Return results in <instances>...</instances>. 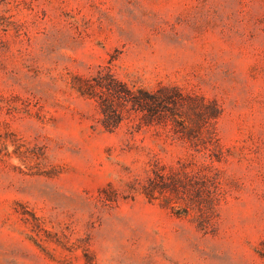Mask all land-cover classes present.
<instances>
[{
    "label": "rangeland",
    "instance_id": "1",
    "mask_svg": "<svg viewBox=\"0 0 264 264\" xmlns=\"http://www.w3.org/2000/svg\"><path fill=\"white\" fill-rule=\"evenodd\" d=\"M0 264H264V0H0Z\"/></svg>",
    "mask_w": 264,
    "mask_h": 264
},
{
    "label": "trees",
    "instance_id": "2",
    "mask_svg": "<svg viewBox=\"0 0 264 264\" xmlns=\"http://www.w3.org/2000/svg\"><path fill=\"white\" fill-rule=\"evenodd\" d=\"M80 94L88 95L91 97H98V106L101 109V112L108 116V112L112 113V115L117 116L115 112L114 105L111 100L105 101V97L111 99V97H115L120 99L122 102L129 103L131 109L135 110H147L149 115L157 114L158 118H162L160 111L165 108L164 102L170 100L171 96L166 92L165 89H161L159 92L156 93H148L145 91H139L140 94H144L152 103L151 104H144L138 96L134 95V92L130 91L125 87L124 84L118 83L114 81L111 74H107L106 76L98 77L96 80L94 79V83H90V81H85L81 84L77 89ZM115 95V96H114ZM105 101V102H104ZM169 110L171 113L172 111ZM171 115H164V118H169ZM213 116V115H207ZM207 116H205L204 122L207 120ZM109 117H106V120ZM172 118V117H171ZM120 122V119H116L113 121L112 126H117ZM105 126H109L110 123L106 121Z\"/></svg>",
    "mask_w": 264,
    "mask_h": 264
}]
</instances>
